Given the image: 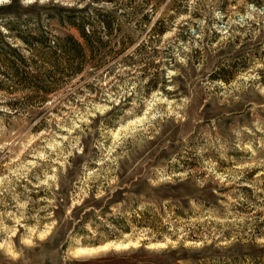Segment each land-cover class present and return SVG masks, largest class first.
I'll use <instances>...</instances> for the list:
<instances>
[{
    "label": "rangeland",
    "instance_id": "1",
    "mask_svg": "<svg viewBox=\"0 0 264 264\" xmlns=\"http://www.w3.org/2000/svg\"><path fill=\"white\" fill-rule=\"evenodd\" d=\"M106 1L0 0V264H264V0Z\"/></svg>",
    "mask_w": 264,
    "mask_h": 264
},
{
    "label": "trees",
    "instance_id": "2",
    "mask_svg": "<svg viewBox=\"0 0 264 264\" xmlns=\"http://www.w3.org/2000/svg\"><path fill=\"white\" fill-rule=\"evenodd\" d=\"M106 2L112 3L114 0H107ZM158 3H161L160 0H158ZM112 11L110 12H104L103 15H101V23L106 27L108 30L111 29V26L113 25L114 19H112L113 16ZM80 28L79 31L81 33V37L83 38V42H80L76 40L75 38L71 37V43H62L61 40L57 42V47L64 50V56L65 59H63V63L69 62L73 64H81L84 62L85 58L87 57L86 51H91L93 54V42L92 37L86 32L85 29V22L84 20L80 21ZM68 44L70 45V48H68ZM67 66H70L66 64Z\"/></svg>",
    "mask_w": 264,
    "mask_h": 264
},
{
    "label": "clouds",
    "instance_id": "3",
    "mask_svg": "<svg viewBox=\"0 0 264 264\" xmlns=\"http://www.w3.org/2000/svg\"><path fill=\"white\" fill-rule=\"evenodd\" d=\"M26 2H27V0H26Z\"/></svg>",
    "mask_w": 264,
    "mask_h": 264
}]
</instances>
